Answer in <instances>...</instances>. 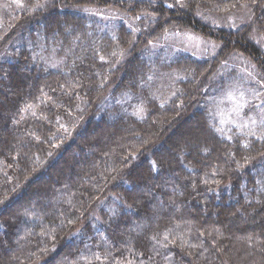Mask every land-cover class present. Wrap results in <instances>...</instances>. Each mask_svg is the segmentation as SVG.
I'll return each mask as SVG.
<instances>
[{
	"label": "trees",
	"instance_id": "1",
	"mask_svg": "<svg viewBox=\"0 0 264 264\" xmlns=\"http://www.w3.org/2000/svg\"><path fill=\"white\" fill-rule=\"evenodd\" d=\"M241 59L264 82V0H3L0 264H264Z\"/></svg>",
	"mask_w": 264,
	"mask_h": 264
},
{
	"label": "rangeland",
	"instance_id": "2",
	"mask_svg": "<svg viewBox=\"0 0 264 264\" xmlns=\"http://www.w3.org/2000/svg\"><path fill=\"white\" fill-rule=\"evenodd\" d=\"M3 0H0V4H2ZM180 34L179 36H182L184 34L182 33H178ZM187 35V34H186ZM181 42H177L181 45V48L185 51H189L195 55H201V54H208V53H215V51L217 50V46L210 42L207 41L199 36H195V35H188L185 36V38L180 39ZM237 66L236 67L240 72L243 71L245 73V76L247 75V73H250V75L254 76L255 79H252L253 81H258L259 85H260V90L254 94L255 97V104L259 109V112H261V115L264 117V82L261 81L258 76L254 73V70L252 67H249L250 65L247 64L246 61H244V59H241L240 62H237ZM221 73H217V74H213L211 76L216 79H221ZM235 73V72H234ZM231 77V76H229ZM232 78V77H231ZM236 78V76H235ZM248 78V77H247ZM230 79V78H229ZM249 79V78H248ZM250 80V79H249ZM215 81V82H216ZM236 86L233 85L232 83H228L226 86H224L223 90H222V95L220 97V104L229 110H238V108L240 107V102L238 100L239 95L236 92ZM135 97V96H132ZM123 100L126 101V105L128 107H131L136 101H134L133 99H130L129 97H122ZM122 100V99H121ZM243 102V99H241ZM246 102V98H244V103ZM117 103H120V101H117ZM254 104V106H255ZM249 106V105H248ZM116 111H118L117 108H115ZM255 110V109H254ZM254 110H252L251 112H253ZM235 112V111H234ZM257 114V111H256ZM224 123V122H223ZM225 125L229 126H236V124L233 122L232 119H227V121H225L224 123Z\"/></svg>",
	"mask_w": 264,
	"mask_h": 264
},
{
	"label": "snow or ice",
	"instance_id": "3",
	"mask_svg": "<svg viewBox=\"0 0 264 264\" xmlns=\"http://www.w3.org/2000/svg\"><path fill=\"white\" fill-rule=\"evenodd\" d=\"M171 6V5H170Z\"/></svg>",
	"mask_w": 264,
	"mask_h": 264
}]
</instances>
